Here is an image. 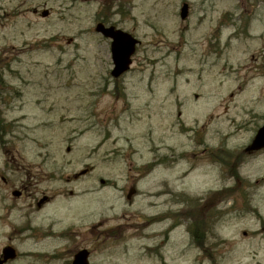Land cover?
<instances>
[{
    "label": "rangeland",
    "instance_id": "374dc122",
    "mask_svg": "<svg viewBox=\"0 0 264 264\" xmlns=\"http://www.w3.org/2000/svg\"><path fill=\"white\" fill-rule=\"evenodd\" d=\"M103 20L140 41L116 79ZM0 76V251L23 254L10 264L69 244H36L42 193L37 218L82 226L91 264H264V150H244L264 119V0H0ZM179 205L167 241L169 220L142 231L141 213ZM213 218L216 261L185 231Z\"/></svg>",
    "mask_w": 264,
    "mask_h": 264
},
{
    "label": "flooded vegetation",
    "instance_id": "af4514ba",
    "mask_svg": "<svg viewBox=\"0 0 264 264\" xmlns=\"http://www.w3.org/2000/svg\"><path fill=\"white\" fill-rule=\"evenodd\" d=\"M33 11L34 12L37 11V8H34ZM105 24H111V23L106 22ZM164 161H165L164 158L159 159V163H162ZM1 178L4 182L6 181L4 177H1ZM99 181H101V179ZM25 188H26L25 185H23L19 196L21 195L22 191ZM129 190L130 191H129V194L127 195V199H130L133 194H138V190L134 186H131ZM176 193L177 191L175 190H172V191L168 190L169 195L172 194L174 196H177ZM49 198L50 196H47L42 193L35 201V205L33 206L31 210L33 214V218H35L31 226L32 236L35 239L36 244L38 242L46 241L51 238L63 239L65 241L67 240L69 244L64 246L65 252L63 249L60 252H55V250H53L52 252H47L43 250L33 251V253L30 254L32 255V258H31L32 263L33 264H72L75 254L82 249H85L88 251V259L90 262V258L93 254V251L95 250V247H90V245L88 246V244L83 245L87 238V233L85 232L82 226L76 225L75 227L74 225H66L63 228H58L54 230L53 229L54 225H56V223L57 224L60 223V220H56V222H54L53 220L48 222L49 219H48L47 213H45L46 216L37 218L41 214L40 211L44 207L43 204H45ZM206 200H208V198H206ZM194 203H196L195 198L193 200V204ZM178 209L181 210V205H179L177 208L168 207L165 211L159 212L152 216L145 214V213H141V217H143L141 220L142 230L147 229L153 223L165 222V220H169L170 222L167 224V226L164 228L162 232L164 236L163 239L164 240L168 239L169 234L174 229H176L181 222L180 211ZM217 210H218L217 213H224V210L223 211L219 209ZM49 217H53V216H49ZM218 217L219 216H217V219ZM138 218L140 219V215L138 216ZM212 221L205 220L202 222L201 221L197 222L196 220L191 224L190 229L186 227V231L187 233L190 232L191 234L190 238L193 241L194 247L197 248L199 252L201 253L203 252L206 258L208 257L211 261H214V260L216 261V259L214 258L216 254L223 257V250L222 248L219 249V246H222L224 239L220 236L219 226L215 225V223ZM101 224H102L101 220L96 221L90 226V228H88L89 229L88 233L92 234L91 236H93V239L95 241L100 240ZM167 233H168V236H167ZM70 245H72V248H73L72 251H69L68 249ZM220 250L222 251V253H220ZM22 255L18 253L17 257L14 260H8L4 264H10L12 262L18 261L21 259L20 257Z\"/></svg>",
    "mask_w": 264,
    "mask_h": 264
},
{
    "label": "water",
    "instance_id": "95a60500",
    "mask_svg": "<svg viewBox=\"0 0 264 264\" xmlns=\"http://www.w3.org/2000/svg\"><path fill=\"white\" fill-rule=\"evenodd\" d=\"M46 14L47 10H44L42 15L44 16ZM186 15L187 4H183L180 16L184 18ZM95 30L100 32L103 36L111 38L110 51L113 62L111 75L117 77L121 73L127 71L131 63V55L135 52L138 40L126 31L115 29L114 26H105L102 23H98ZM262 147H264V123L258 128L251 143L246 147V150H258ZM13 194H18V191H14ZM2 253L0 264L16 255L15 249L11 246L4 247ZM72 264H88L87 252L85 250L79 251L75 255Z\"/></svg>",
    "mask_w": 264,
    "mask_h": 264
},
{
    "label": "trees",
    "instance_id": "16d2710c",
    "mask_svg": "<svg viewBox=\"0 0 264 264\" xmlns=\"http://www.w3.org/2000/svg\"><path fill=\"white\" fill-rule=\"evenodd\" d=\"M0 87H1L0 96L3 95L5 97V94H8L10 91H9V86L5 84L4 79L1 76H0ZM9 132H12L11 123H7L3 121L2 118H0V140L3 141L4 135L8 134ZM216 157L224 158V156L220 157V155H216Z\"/></svg>",
    "mask_w": 264,
    "mask_h": 264
}]
</instances>
